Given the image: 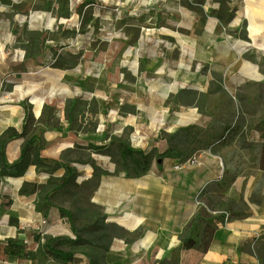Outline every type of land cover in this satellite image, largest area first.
I'll return each mask as SVG.
<instances>
[{
    "label": "crops",
    "instance_id": "obj_1",
    "mask_svg": "<svg viewBox=\"0 0 264 264\" xmlns=\"http://www.w3.org/2000/svg\"><path fill=\"white\" fill-rule=\"evenodd\" d=\"M37 1L0 0V135L7 129L20 133L25 116L20 101L29 99L35 119L32 128H42L33 132L40 137L41 158L47 163H61L63 154L70 152V167L77 184L93 180L94 167L104 172L95 178L90 203L101 209L106 224L123 233L108 244L106 264H264V170L236 163L230 157L238 138L236 132L227 134L238 120L236 116H232L231 127L226 128L223 109L200 111L197 106L201 101L207 107L222 106L223 101L211 99L217 89L234 96L238 90L263 84L261 53L245 42L251 41V13L260 12L257 0H93L90 4L84 0H46L45 10L33 15L32 6ZM78 7H103V21L113 18L116 26L131 25L135 29L124 36V48L129 46L131 50L120 56L115 67L117 75L124 72L132 80L126 81L122 75L107 88L122 94L132 91L121 104L133 109L134 114L118 116L115 122L121 120V126L114 131L118 134L115 136L123 127H131L128 147L132 151L156 150L149 169L140 177H128L117 169L114 146L105 145L108 140L103 141V148H94L90 146L91 134L71 131L64 109L60 108L70 98L59 100L51 92L37 95L35 88H30L33 83L27 82L37 74L33 61L24 59L23 52L20 55L5 50L6 44L13 41V25L22 22L34 26V31H57L58 25L70 23ZM14 9L28 10L30 19L21 21L14 14V23L11 22L5 15ZM59 9L67 14L58 18L53 11ZM241 32H245L243 37ZM252 49L260 53L258 64ZM43 54L46 52L35 55L41 58ZM15 56L24 60L13 65ZM104 67L107 73V65ZM48 74L45 81H49L50 91L59 83V74L54 70ZM213 74H220L224 81L215 85L210 81ZM42 83L37 91L42 90ZM8 84L11 89L5 92L3 88ZM189 90L202 93L204 99L186 100ZM243 99L231 97L230 105L257 103L254 97ZM90 100L91 94L90 99L83 98ZM48 104L56 105L61 123L58 127L40 122L44 119L43 107ZM100 117L99 130L105 122L104 116ZM95 120L91 117L89 122L97 124ZM191 127L195 138L179 143V158L168 157L167 137ZM24 140L13 139L6 144L9 164L19 159ZM192 155L197 156L200 165L173 169ZM62 174L60 169L54 176ZM48 178V173L29 167L20 178L0 180V218L4 227H9L5 219L18 218L24 228L37 230L45 221L57 218L56 210L47 218L35 212L36 195H18L23 183L44 184ZM205 189L206 221H222L223 214L228 216L225 223L209 233L206 245L207 239L201 240L204 223L198 222L188 230L198 215L197 199ZM188 235L192 245L186 247L183 239ZM84 262L87 264L86 259Z\"/></svg>",
    "mask_w": 264,
    "mask_h": 264
},
{
    "label": "rangeland",
    "instance_id": "obj_2",
    "mask_svg": "<svg viewBox=\"0 0 264 264\" xmlns=\"http://www.w3.org/2000/svg\"><path fill=\"white\" fill-rule=\"evenodd\" d=\"M84 2L90 4L94 1L84 0ZM46 6V0L41 2L38 0L32 6L34 8L32 14L36 15L39 10H45ZM79 7L76 9L75 16L70 23H65L62 26L58 25L59 29L57 31L53 30V32L34 31L35 29H32L35 28L34 26L31 28L28 27L26 23L22 22L16 24L17 26L13 25L14 22L12 20L14 19V14H16L18 16L16 18L21 21L23 19L28 21L31 15L28 10H12V14L5 15V17L13 22V41L6 44L5 50H12L14 53L18 52L20 55H22L23 52V56L26 54L27 57L24 59L33 61V71L37 74L36 76H32L33 78L27 80V82L33 83L30 88H35L34 92H36L37 95L51 92L52 96L59 100L65 97L70 98L65 101L77 98L82 99L81 103L84 105L83 111L85 112L75 120L74 129L75 134L89 133L92 135L90 139L93 143L90 146L94 148H103L106 144L109 146L126 144L129 146L132 128L123 127L118 137L115 136L118 134H115L114 131L121 126V120L115 122L116 119H119L118 116L125 118L134 114L133 109L121 104L122 99L128 97L132 91L125 90L124 94H122L120 93L121 91L118 92L114 88L107 87L109 84L114 83L117 77L118 79L121 78L122 75L126 81L132 80L131 77L124 72H121V75H117L115 67L119 62L120 56H123L127 51L130 52L131 50L129 46L124 48V36L132 34L135 32V29L131 25L116 26V21L113 18L107 22L103 21L100 16V14L106 11L103 7ZM53 14L55 16L57 14L59 18L67 13H65V10L59 9L58 11L54 10ZM61 27H65V29L62 30ZM244 33L245 32H243V34ZM243 34L242 32L240 33L242 37ZM52 41L54 43H52ZM245 42L251 44V41L247 40ZM255 51L256 50H253V53H255L256 64H258L260 53ZM43 52H46V54H43V57H36L35 54H41ZM100 55H103L104 59L101 58ZM12 59L13 65L24 60L18 56ZM101 61L103 62V66H101ZM105 64L107 65V73L103 70L105 69ZM52 70H54L56 74H59V83L54 86L53 90L47 91L49 81H45V79ZM32 79L34 80L31 81ZM210 81L217 85L223 82L224 79L220 74H213ZM262 81L263 84L258 88L238 90L234 96L226 95L221 89L215 90L213 93L215 95H213L211 99L223 101L222 106L207 107L201 104L202 101L197 104L200 111L204 109L209 110L210 108L223 109L221 110V115L222 118L226 116L228 122L224 125L226 128L228 126L231 127L233 123L232 116H236L238 120L229 131L230 133L227 134L228 137L231 133L236 132V138H238L234 145L236 146L234 152L230 154V157L236 163L257 167L260 170H264V151L262 149L264 141V78H262ZM41 82H43L41 85L42 90L37 91V87ZM3 89L5 92H9L11 85L8 84ZM90 94V102L83 101L84 97L90 99ZM186 97V100H188V98L204 99L202 93L190 90L186 91ZM231 97H235L236 99L243 97V101H247L254 97L257 103L255 105L242 103L231 106V101L229 100ZM39 98L43 97L39 96ZM28 101L29 99L20 101V107L23 108L24 111L27 107L33 108ZM47 107L43 115L44 119L40 122L46 124L45 126L48 127H58L61 123L57 117L59 114L56 105L48 104ZM60 108L65 110V106H60ZM100 115H103L105 119V122L102 121L103 125L101 126V130L97 127L101 124ZM91 117L94 120L96 119L95 121H97V124L89 122ZM67 123L68 126H70L69 122ZM38 128L39 129L36 127L34 132H36V130L41 131L42 128ZM103 141H107L105 145ZM74 151L76 150L74 149ZM66 153L63 154L62 160L71 162L70 152ZM73 159H76V157ZM94 184L95 180L84 181L79 184L83 186H81L80 189L74 190L72 195L61 194L52 204L55 209L59 208L64 212L73 213L75 215L76 221L74 226L76 228V234L82 237L87 236L81 233L82 226L86 222L85 220L91 217L96 219L100 214V211L94 208V205L90 203L91 186ZM58 216L57 218L45 221V224L37 230L24 228L21 224V220L18 218L5 219L8 221L9 227H4L3 219L0 218V264H62L49 260L45 258L42 253L36 252L38 245H43L47 238L66 237L72 240L75 239L76 234L71 230V224L65 218H58ZM36 239L40 240L39 244H37ZM8 240L18 245L25 246L27 251L32 252V256L24 260L6 256L4 254V247ZM84 252L85 249L76 250L78 260L74 264H83L86 259Z\"/></svg>",
    "mask_w": 264,
    "mask_h": 264
},
{
    "label": "trees",
    "instance_id": "obj_3",
    "mask_svg": "<svg viewBox=\"0 0 264 264\" xmlns=\"http://www.w3.org/2000/svg\"><path fill=\"white\" fill-rule=\"evenodd\" d=\"M25 58H27L26 54ZM81 101L82 100L78 98L66 101L64 115L65 119L70 124V130L73 132H75V120L85 112L83 111L84 105ZM47 108L48 107L46 106L43 107L41 118H43L44 112ZM34 124L35 119L32 115L31 107H27L25 109V116L20 133H17L14 129H7L0 135V180L3 178H20L29 167H33L39 172L48 173L49 178L44 184L23 183L19 189L18 195L24 197L36 195L34 205L36 213L40 214L43 218H47L51 211L56 210L60 218H65L71 224V230L76 234V228L74 226L76 221L75 215L73 213L64 212L59 208L55 209L52 204L61 194L72 195L74 190L80 189L83 185L77 184V176L70 167V161L61 160V163H47L40 157L42 145L39 134H33L34 129L32 127ZM193 132L195 131L191 127L181 129L177 134L167 137L166 142L169 144L166 151L167 156L171 158H179L181 156V152L178 150L179 143H189L195 138L192 134ZM13 139L25 140L20 150L19 159L14 163L9 164L6 160L5 148L6 144ZM112 146H114L115 150L114 161L117 165V169L124 171L128 177H140L144 175L149 169L152 159L156 155L155 149H152L147 153H142L132 151L126 144ZM262 149L264 151V141ZM60 169L63 170V174L59 177H55L54 173ZM100 174H104V172L94 167L93 180H95ZM94 187L95 184L91 186V193L94 190ZM205 193L206 189L202 191L197 201L201 202L204 206H207L204 201ZM93 207L100 211V214L96 219L91 217L85 220L86 222L82 226L81 233L86 234V237L76 234L74 240L66 237L47 238L43 245H38L36 252L42 253L45 258L54 262L74 264L78 260L76 250L85 249L84 255L87 264H106L105 253L108 250V244L112 238L122 237L123 233L122 230L116 226L106 224L101 209L95 205ZM206 216L205 209L200 207L197 217L193 219L188 226V230L190 231L198 222L204 223V229L202 231L203 237L201 240L207 239L205 245L208 243L209 233L214 230L216 225L222 224V221L208 223L206 221ZM36 242L39 244L40 240L36 239ZM183 244L186 247L192 245L189 235L186 236V239H183ZM204 249L205 247L203 250ZM4 254L10 258L21 260L28 259L32 256V252L27 251L25 246L18 245L11 240H8L5 244Z\"/></svg>",
    "mask_w": 264,
    "mask_h": 264
},
{
    "label": "bare ground",
    "instance_id": "obj_4",
    "mask_svg": "<svg viewBox=\"0 0 264 264\" xmlns=\"http://www.w3.org/2000/svg\"><path fill=\"white\" fill-rule=\"evenodd\" d=\"M254 1L256 0H253V2ZM257 3L256 7L260 12L255 13L252 11L251 13V46L261 53L259 71L262 75H264V0H259ZM75 167L78 169L82 168V166L79 165H75Z\"/></svg>",
    "mask_w": 264,
    "mask_h": 264
},
{
    "label": "built area",
    "instance_id": "obj_5",
    "mask_svg": "<svg viewBox=\"0 0 264 264\" xmlns=\"http://www.w3.org/2000/svg\"><path fill=\"white\" fill-rule=\"evenodd\" d=\"M198 165H200V162H199L197 156L192 155V156L186 158L181 163L173 166V169L176 171H179V170L186 168V167H192V166H198ZM197 207L198 208L203 207L205 209L204 205L199 201H197ZM227 219H228V216L226 214H223L222 223H225L227 221Z\"/></svg>",
    "mask_w": 264,
    "mask_h": 264
}]
</instances>
